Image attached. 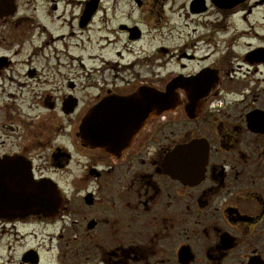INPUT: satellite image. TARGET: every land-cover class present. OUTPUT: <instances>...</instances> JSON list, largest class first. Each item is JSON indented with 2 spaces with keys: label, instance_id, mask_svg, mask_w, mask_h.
I'll list each match as a JSON object with an SVG mask.
<instances>
[{
  "label": "flooded vegetation",
  "instance_id": "flooded-vegetation-1",
  "mask_svg": "<svg viewBox=\"0 0 264 264\" xmlns=\"http://www.w3.org/2000/svg\"><path fill=\"white\" fill-rule=\"evenodd\" d=\"M93 1L0 0V185L32 192L0 264H264V33L230 29L261 5L189 0L187 42L154 50L175 69L143 75L142 21L109 14L144 1Z\"/></svg>",
  "mask_w": 264,
  "mask_h": 264
},
{
  "label": "rangeland",
  "instance_id": "rangeland-1",
  "mask_svg": "<svg viewBox=\"0 0 264 264\" xmlns=\"http://www.w3.org/2000/svg\"><path fill=\"white\" fill-rule=\"evenodd\" d=\"M144 1V15L140 14L138 10L133 11V9H129L127 6L126 9L120 8L116 11L115 18L112 17V15L109 14V19L112 24V26L115 28L116 25L126 20L127 14L131 15L130 20L135 19L136 21L141 20L142 23L138 22V24L141 26L142 30L144 31V38L141 42L137 44L128 43L127 44V50H130L134 52V57L131 55H127L126 58L128 60L135 59L138 56L140 57H146L149 56V59H141L138 61V64L136 65L137 71H142L143 75H148V71L151 70H164L161 68L164 61H169L170 63L167 64L166 70L164 72L172 71L175 69L174 61L175 59H171L169 56H159L157 55L154 50H157L158 46L161 44V42L166 43L167 47L171 48L173 51H171V54L175 52V50L181 49V46H183L187 42V37L190 34V28L188 29V24L185 18L183 17L184 8L183 5H189V0H143ZM246 3L242 5H261L258 7H254L253 13L251 15H248V23H245L242 19V16L245 12H240L239 14H236L233 16L231 20V33H238L241 30L244 29H251L250 27H247V24L255 26L253 30H257L259 33H264V29L260 28L262 25L261 23H264V3L263 4H257L261 0H245ZM106 5H137L135 0H110ZM164 5L165 12L162 11L161 7ZM263 5V6H262ZM180 9L179 12L174 13L176 9ZM110 13V10H108ZM133 11V12H132ZM154 24H159V28H152ZM98 27H101V25H98ZM264 27V26H263ZM210 31V30H209ZM206 33V30L202 29L201 27L198 30V34L196 31V36H199L201 34ZM104 35V33H96L93 37V41L89 44H87L88 51L87 52H81L84 53L86 56L89 54H92L95 50V52H99L97 48L102 44H105L106 42L100 41V43H97L100 38ZM195 36V37H196ZM123 39L126 43L125 36H123ZM111 39H113V36H111ZM97 40V42H95ZM163 40V41H162ZM252 39L242 40V41H250ZM242 42L241 44H243ZM122 47L119 45H116V43H112L105 47L104 50H102L101 54L102 56L107 60H116L115 52L118 50H121ZM170 55V54H169ZM155 56H159V58H156ZM129 62V61H128ZM127 62V63H128ZM100 63V60L96 61H86V65L88 66H94L98 65ZM160 64V65H159ZM102 66V64H101ZM108 66V67H107ZM104 65V68H109V64ZM138 67V68H137ZM104 73V76L109 81L112 79V74L115 73L111 69H107ZM130 72V71H129ZM162 72V73H164ZM102 78H99V81H101ZM110 82V81H109Z\"/></svg>",
  "mask_w": 264,
  "mask_h": 264
},
{
  "label": "water",
  "instance_id": "water-1",
  "mask_svg": "<svg viewBox=\"0 0 264 264\" xmlns=\"http://www.w3.org/2000/svg\"><path fill=\"white\" fill-rule=\"evenodd\" d=\"M217 5H230L233 7L234 5H238L245 0H214ZM99 0H94L92 5H98ZM92 131L96 130L95 123H93ZM91 128V127H90ZM95 137H88V141L91 144H95L93 141ZM22 188H29V187H22L19 185H12L3 187L0 185V197H4L3 200H0V209H18L23 207L32 196V192L25 191ZM7 192H4V190ZM40 190V188H39ZM3 195V196H2ZM30 203V202H29Z\"/></svg>",
  "mask_w": 264,
  "mask_h": 264
}]
</instances>
